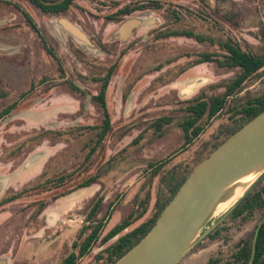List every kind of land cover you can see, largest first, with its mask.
<instances>
[{
    "label": "rangeland",
    "instance_id": "1",
    "mask_svg": "<svg viewBox=\"0 0 264 264\" xmlns=\"http://www.w3.org/2000/svg\"><path fill=\"white\" fill-rule=\"evenodd\" d=\"M0 1L16 2L35 18L64 69L23 15L0 3V264H110V245L152 220L170 185L187 179L237 131L225 110L196 124L189 108L224 94L240 73L227 45L264 53V0H76L57 15L29 0ZM134 1L149 6L123 20L141 26L122 42L110 19L120 2ZM62 19L92 45L66 32ZM71 82L92 96L78 94ZM262 95L264 68L228 106ZM263 175L227 207L232 186L223 193L176 264L232 260L263 214L232 219L231 212ZM124 221L129 226L107 240ZM99 226L83 254L86 237ZM72 253L73 263L67 261Z\"/></svg>",
    "mask_w": 264,
    "mask_h": 264
},
{
    "label": "water",
    "instance_id": "2",
    "mask_svg": "<svg viewBox=\"0 0 264 264\" xmlns=\"http://www.w3.org/2000/svg\"><path fill=\"white\" fill-rule=\"evenodd\" d=\"M137 22L129 21L125 32ZM60 24L81 43L92 45L73 23L62 19ZM256 170H264V111L194 168L149 234L115 264H176L223 193Z\"/></svg>",
    "mask_w": 264,
    "mask_h": 264
},
{
    "label": "trees",
    "instance_id": "3",
    "mask_svg": "<svg viewBox=\"0 0 264 264\" xmlns=\"http://www.w3.org/2000/svg\"><path fill=\"white\" fill-rule=\"evenodd\" d=\"M32 4L41 8L46 13L59 14L63 13L65 10L69 8V6L74 2V0H30ZM2 4L13 5L19 12H22L25 15L26 21L29 26L38 31L37 24L34 22L33 18L24 11L23 7L11 1H0ZM227 50L230 56L228 60L231 63V67L240 68V73L237 74L227 85L226 91L222 95H214L209 97L208 99L202 100L196 105H192L189 110L196 114V124L200 120H202L205 116L208 119L215 118L223 113L229 115V117L236 122H238L237 127L234 131L240 129L244 124L249 122L251 119L259 115L262 111H264V95L255 98L253 100H249L240 104L229 105V99L233 97L238 90L244 85L246 81H248L251 77L258 74L260 70L264 68V53L262 55H258L252 49H244L238 44L235 45H227ZM53 57L59 61L56 52L52 53ZM64 69L60 66V71ZM104 89L102 91L101 100L102 104L104 103V92L107 84H103ZM34 87V84H32ZM70 87L72 90L77 92L78 94L84 96L88 95L84 88L78 85L75 82H71ZM29 94L24 93L23 96ZM202 125H198L196 127V136H198L202 132ZM189 129L185 128L186 139L188 138ZM216 149V148H215ZM186 179V178H185ZM185 179L170 185V193L168 196L158 199L157 208L158 214L162 213L165 207L169 204V202L173 199L175 194L178 192L181 185L184 183ZM83 186H87L86 184ZM99 205H96L94 210H92L91 214H95ZM256 211H261L263 217L259 224L256 226V229L253 233V237L249 239L243 240L237 247V250L232 256V260L223 262L221 259L211 258L207 264H264V175L258 181V183L247 192V194L241 199V201L235 206V208L231 212L232 219H247L250 215H252ZM158 214L152 218V220L147 221L133 231L127 233L126 235L120 236L115 243L110 245L107 250V259L110 264H115L119 259H121L125 254H127L131 249H133L137 244H139L151 231L157 219L159 218ZM129 226L128 221H124L116 228H114L106 237L107 240H110L116 237L121 231ZM102 229L101 226L97 227V229L90 233L83 245L81 246V252L84 254L86 251L92 246V244L97 240V233ZM78 246L77 241L73 243V248ZM74 253L70 255L67 261H71L73 263Z\"/></svg>",
    "mask_w": 264,
    "mask_h": 264
},
{
    "label": "flooded vegetation",
    "instance_id": "4",
    "mask_svg": "<svg viewBox=\"0 0 264 264\" xmlns=\"http://www.w3.org/2000/svg\"><path fill=\"white\" fill-rule=\"evenodd\" d=\"M30 1V0H29ZM76 0H74V2H75ZM31 2V1H30ZM134 4L132 5V4H130L129 6L128 5H122V2H120L119 4H118V8H117V14L114 16L115 17V19H110V21H114L115 22V24H116V26H119L118 28H120L119 30H120V34H119V40L120 41H122V42H126V41H129V40H131L132 39V37L134 36V34H135V32L137 31V29L141 26V21L140 20H137L138 22H137V24H136V26H134L132 29H130V30H128V31H126L125 32V30H124V26L128 23V22H124L123 23V20H125V18H127V17H129V16H131L133 13H141L144 9H146V8H148V4H147V1H141L140 3H136V1H134L133 2ZM31 4H32V2H31ZM32 5H34V4H32ZM72 5V4H71ZM70 5V6H71ZM148 5V6H147ZM35 6V5H34ZM69 6V7H70ZM38 10H40V11H42V12H44L41 8H39V7H37V6H35ZM24 9V11L26 12V13H28L32 18H33V20H34V22L37 24V27H38V31H36V30H33L30 26H29V24H28V22L26 21V18H25V15L22 13V12H20L22 15H23V17H24V19H25V22H26V24L29 26V28L33 31V33H35V35H36V37H37V39H38V41L40 42V44H41V46L43 47V49L46 51V53L50 56V57H52L54 60H56L54 57H53V55H52V53H54V52H56L55 51V49L53 48V46L51 45V43H50V41H49V39H48V37H47V35L43 32V30L41 29V26L37 23V21L35 20V18L25 9V8H23ZM65 11H67V10H65ZM64 11V12H65ZM44 13H46V12H44ZM47 15H54V14H52V13H46ZM55 15H57V14H55ZM61 15V14H60ZM123 17V18H122ZM129 20H131V19H129ZM136 20V19H135ZM113 22V23H114ZM63 27V26H62ZM64 29V28H63ZM65 30V29H64ZM66 31V30H65ZM67 32V31H66ZM55 33H57V35L59 36V32L56 30L55 31ZM54 38H56V36H54ZM99 44H101V45H99V47L101 48V49H104V47H105V45H104V43H100L99 42ZM57 54V53H56ZM57 57H58V59H59V61H58V63H59V70H60V66H62L61 65V62H60V58H59V56L57 55ZM57 61V60H56ZM62 68H63V66H62ZM61 72H63V71H61ZM112 75L113 74H111V77H112ZM108 81H110L109 79H108ZM32 84H34V87H32ZM31 84V90L29 91V92H31L34 88H35V83H32ZM89 96H92V95H90V93H88V97Z\"/></svg>",
    "mask_w": 264,
    "mask_h": 264
},
{
    "label": "bare ground",
    "instance_id": "5",
    "mask_svg": "<svg viewBox=\"0 0 264 264\" xmlns=\"http://www.w3.org/2000/svg\"><path fill=\"white\" fill-rule=\"evenodd\" d=\"M259 170L249 173L248 175L242 177L240 180L232 185V188L225 193L224 196L230 197V199L224 204V207L230 205L236 198L240 197L243 193V188L253 182L258 176Z\"/></svg>",
    "mask_w": 264,
    "mask_h": 264
}]
</instances>
